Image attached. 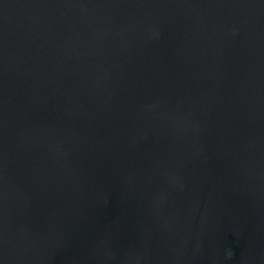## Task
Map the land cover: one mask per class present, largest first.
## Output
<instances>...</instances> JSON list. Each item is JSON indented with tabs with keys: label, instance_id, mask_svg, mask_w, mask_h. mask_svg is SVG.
Instances as JSON below:
<instances>
[{
	"label": "water",
	"instance_id": "1",
	"mask_svg": "<svg viewBox=\"0 0 264 264\" xmlns=\"http://www.w3.org/2000/svg\"><path fill=\"white\" fill-rule=\"evenodd\" d=\"M0 121V264H264V0H0Z\"/></svg>",
	"mask_w": 264,
	"mask_h": 264
},
{
	"label": "flooded vegetation",
	"instance_id": "2",
	"mask_svg": "<svg viewBox=\"0 0 264 264\" xmlns=\"http://www.w3.org/2000/svg\"><path fill=\"white\" fill-rule=\"evenodd\" d=\"M4 118L7 121L8 113L6 112V104H5V110H4ZM2 127H4V128H2ZM2 148L4 150V154H5V158H6V151H8L7 126L5 125V123H4V125H2V123L0 121V150Z\"/></svg>",
	"mask_w": 264,
	"mask_h": 264
},
{
	"label": "trees",
	"instance_id": "3",
	"mask_svg": "<svg viewBox=\"0 0 264 264\" xmlns=\"http://www.w3.org/2000/svg\"><path fill=\"white\" fill-rule=\"evenodd\" d=\"M233 256V248H231L230 242L228 244L227 248V259L230 260Z\"/></svg>",
	"mask_w": 264,
	"mask_h": 264
}]
</instances>
